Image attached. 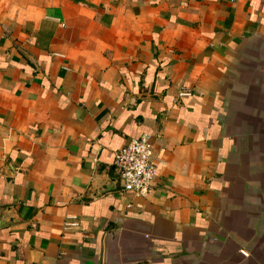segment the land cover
<instances>
[{"label": "crops", "instance_id": "obj_1", "mask_svg": "<svg viewBox=\"0 0 264 264\" xmlns=\"http://www.w3.org/2000/svg\"><path fill=\"white\" fill-rule=\"evenodd\" d=\"M0 264H264V0H0Z\"/></svg>", "mask_w": 264, "mask_h": 264}, {"label": "built area", "instance_id": "obj_2", "mask_svg": "<svg viewBox=\"0 0 264 264\" xmlns=\"http://www.w3.org/2000/svg\"><path fill=\"white\" fill-rule=\"evenodd\" d=\"M152 151L150 135L145 132L130 138L124 145L114 150L111 163L118 178L117 190L139 192L148 187L156 173ZM64 224L72 225L75 222L66 220ZM239 252L247 254L243 249H239Z\"/></svg>", "mask_w": 264, "mask_h": 264}, {"label": "water", "instance_id": "obj_3", "mask_svg": "<svg viewBox=\"0 0 264 264\" xmlns=\"http://www.w3.org/2000/svg\"><path fill=\"white\" fill-rule=\"evenodd\" d=\"M110 181H111V182H110V183H111V184H110V185H111L110 187H114V185H112V182L114 181V177L110 178Z\"/></svg>", "mask_w": 264, "mask_h": 264}]
</instances>
